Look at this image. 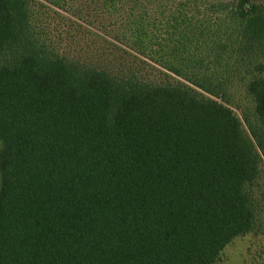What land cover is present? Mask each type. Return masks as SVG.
Here are the masks:
<instances>
[{"label":"trees","instance_id":"obj_1","mask_svg":"<svg viewBox=\"0 0 264 264\" xmlns=\"http://www.w3.org/2000/svg\"><path fill=\"white\" fill-rule=\"evenodd\" d=\"M262 60L264 0H0V264H215L255 227Z\"/></svg>","mask_w":264,"mask_h":264},{"label":"rangeland","instance_id":"obj_2","mask_svg":"<svg viewBox=\"0 0 264 264\" xmlns=\"http://www.w3.org/2000/svg\"><path fill=\"white\" fill-rule=\"evenodd\" d=\"M261 62L264 65V60ZM253 74L254 71H248L241 78L235 77L224 101L248 133L249 128L256 125L254 105L247 93V83ZM257 76L264 79V71ZM251 195L255 213L254 230L230 244L215 264H264V176L253 185Z\"/></svg>","mask_w":264,"mask_h":264},{"label":"water","instance_id":"obj_3","mask_svg":"<svg viewBox=\"0 0 264 264\" xmlns=\"http://www.w3.org/2000/svg\"><path fill=\"white\" fill-rule=\"evenodd\" d=\"M242 4H243V3L241 2V3H240V7H242Z\"/></svg>","mask_w":264,"mask_h":264}]
</instances>
